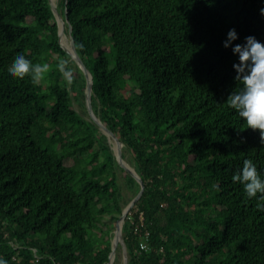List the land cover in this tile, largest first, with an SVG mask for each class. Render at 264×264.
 I'll return each mask as SVG.
<instances>
[{
    "label": "trees",
    "instance_id": "1",
    "mask_svg": "<svg viewBox=\"0 0 264 264\" xmlns=\"http://www.w3.org/2000/svg\"><path fill=\"white\" fill-rule=\"evenodd\" d=\"M261 7L58 0L92 77V110L144 183L122 224L127 264H264V211L231 180L245 159L264 175V145L227 103L241 82L237 57L222 45L233 27L234 44L264 40ZM18 55L49 65L39 84L8 75ZM69 57L49 0H0V257L8 264H108V217L123 210L117 169L132 198L139 190L90 119L84 73Z\"/></svg>",
    "mask_w": 264,
    "mask_h": 264
},
{
    "label": "clouds",
    "instance_id": "2",
    "mask_svg": "<svg viewBox=\"0 0 264 264\" xmlns=\"http://www.w3.org/2000/svg\"><path fill=\"white\" fill-rule=\"evenodd\" d=\"M264 3V0H261ZM264 16V7L259 9ZM239 38L236 29L230 28L223 40L224 48H231L237 60L233 62L234 80L241 82L239 90H231L227 103L245 122L246 128L259 133V143L264 145V40L255 35H247L242 43H233ZM59 69L65 80L71 83V73L64 67ZM49 70L47 63H33L26 55H18L7 69L8 75L14 79L30 76L34 84H39ZM231 180L243 187L248 199H255L256 208L264 211V175L258 172L256 163L250 159L243 161L242 167L236 170ZM0 264L8 261L0 257Z\"/></svg>",
    "mask_w": 264,
    "mask_h": 264
},
{
    "label": "water",
    "instance_id": "3",
    "mask_svg": "<svg viewBox=\"0 0 264 264\" xmlns=\"http://www.w3.org/2000/svg\"><path fill=\"white\" fill-rule=\"evenodd\" d=\"M49 3H50V7H51V9H52V11L56 17V21H57V25H58L59 43L62 46V48L69 54L71 59H73L75 61V63L79 66V68L84 73L85 80H86V87H85V92H84V94H85V105H86L88 115H89L90 119L98 126V128L106 135L108 141H110L111 139L114 140V142L116 144L114 156H115V159H116L118 165L121 168H123L126 172H128L139 185L138 192L132 198V200L127 204V206L122 210L121 215L116 220L114 234H113V237L111 240V249H110V253L108 256V264H113L112 261H113L114 256H115L117 246L120 244V246L122 248L123 257H124V263L127 264L126 247H125V244H124V241L122 238V224H123L125 216L129 213L130 209L133 207V205L138 201V199L142 195V192L144 190V183H143L142 179L140 178V176L135 172L134 168L130 165L128 166L126 161L123 159L122 151H121V148H122L121 146H123V144L119 141L118 137L100 121V119L94 114V112L92 110V106H91L92 77H91V74L86 69V67L83 65L81 59L79 58V56L75 50L73 38L70 36V43H69L70 47L69 48L65 47L60 42V38H61V35L63 33V30L61 28V26H62L61 22L69 23L68 22V16L66 13L67 11L65 12V18L62 19L58 13L56 7L51 3L50 0H49ZM68 28L70 31L71 30L70 24H68Z\"/></svg>",
    "mask_w": 264,
    "mask_h": 264
},
{
    "label": "rangeland",
    "instance_id": "4",
    "mask_svg": "<svg viewBox=\"0 0 264 264\" xmlns=\"http://www.w3.org/2000/svg\"><path fill=\"white\" fill-rule=\"evenodd\" d=\"M51 3L56 7L57 9V3H58V0H50ZM62 23V30H63V33L61 35V38H60V42L67 48L70 47L69 43H70V36H69V31L68 29H66V24L65 22H61ZM67 42V43H66ZM74 61L73 59H71V57H69L68 61H67V64H70V62ZM74 106L75 108L78 110L79 109V106L78 104H76L74 102ZM101 131V130H100ZM102 132V131H101ZM109 142V145L111 147V150L113 153H115V147H114V140H111V141H108ZM121 151H122V156L124 155L123 159L129 164L128 162V158H129V153L124 151L123 150V146L121 148ZM66 164H71V160H66ZM130 165V164H129ZM131 166V165H130ZM117 176H118V181H119V184H120V192H121V200H122V204H123V209L127 206V204L132 200H129L130 198H132L133 196V189L134 187H129L126 183V179L124 178L122 172H120L118 169H117ZM129 200V202L124 206V204ZM108 220L110 222V224L113 225V231H112V234H114V229H115V223H116V220L114 219H111L110 217H108ZM118 254V255H117ZM116 255L118 256V258H116ZM115 258L119 261V264H125L124 263V257H123V253H122V248L120 246V244L117 246V249H116V252H115V256H114V259L112 262H114Z\"/></svg>",
    "mask_w": 264,
    "mask_h": 264
},
{
    "label": "built area",
    "instance_id": "5",
    "mask_svg": "<svg viewBox=\"0 0 264 264\" xmlns=\"http://www.w3.org/2000/svg\"><path fill=\"white\" fill-rule=\"evenodd\" d=\"M146 235H147V234H146ZM140 248H141V249H145V248H146V245H145L144 242L140 243Z\"/></svg>",
    "mask_w": 264,
    "mask_h": 264
},
{
    "label": "bare ground",
    "instance_id": "6",
    "mask_svg": "<svg viewBox=\"0 0 264 264\" xmlns=\"http://www.w3.org/2000/svg\"><path fill=\"white\" fill-rule=\"evenodd\" d=\"M66 43H67V42H66ZM111 140H112V139H111ZM111 140H110V141H111ZM114 147H116V144H115V142H114ZM121 147H122V146H121ZM126 163H127V162H126ZM127 165L129 166V164H128V163H127Z\"/></svg>",
    "mask_w": 264,
    "mask_h": 264
}]
</instances>
